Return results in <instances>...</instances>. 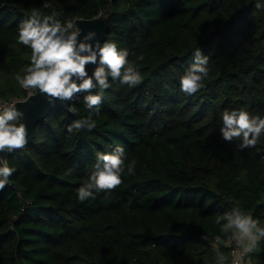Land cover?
Instances as JSON below:
<instances>
[{"label": "trees", "instance_id": "1", "mask_svg": "<svg viewBox=\"0 0 264 264\" xmlns=\"http://www.w3.org/2000/svg\"><path fill=\"white\" fill-rule=\"evenodd\" d=\"M255 2L0 0V98L27 93L15 77L31 49L17 37L33 9L55 11L61 22L103 15L107 40L127 49L143 76L133 88L109 78L98 114L84 105L88 92L71 104L75 113L55 108L29 147L10 156L16 172L0 191V264H216L217 251L232 262L231 249L214 241L222 237L217 214L239 205L264 226V135L241 150L220 132L225 109L264 117V9ZM196 48L210 71L203 89L185 95L179 79ZM89 115L95 128L67 132ZM117 145L126 163L135 159V173L79 202L96 153ZM246 260L264 264V241Z\"/></svg>", "mask_w": 264, "mask_h": 264}, {"label": "clouds", "instance_id": "2", "mask_svg": "<svg viewBox=\"0 0 264 264\" xmlns=\"http://www.w3.org/2000/svg\"><path fill=\"white\" fill-rule=\"evenodd\" d=\"M255 8L264 9V3L256 0ZM45 9L52 5L45 2ZM58 13L49 15L33 9L29 18L18 25L17 42L31 49L30 63L23 68V75L17 74L15 79L20 87L33 89L45 95L49 104L54 100L71 101L75 94L88 92L84 96V105L91 112L99 113L103 93L111 87L112 81H119L129 88L138 86L143 76L134 61L129 59V51L120 49L114 41L96 40L94 31H89L78 42L82 29L75 20L61 22ZM143 60L144 56L137 57ZM209 57L196 48L193 62L179 79L180 91L185 95H194L205 87L204 80L209 75ZM96 65L89 75L87 66ZM95 81V83H94ZM93 88L96 94H91ZM32 93H29L31 96ZM68 111L76 109L69 105ZM24 113L16 107V103L0 105V153H11L23 149L28 143L27 125L23 120ZM222 127L220 132L225 141L239 140L238 148L255 147L264 135V117L253 115L245 110L225 109L221 114ZM96 122L91 115L74 120L67 126V132L82 129L92 130ZM127 156L123 146L117 145L110 153H96L94 170L87 180L76 190L77 199L83 203L95 199L96 193L110 192L123 183L125 174L135 173V159L126 163ZM74 169L69 168L68 174ZM16 172L6 159L0 158V191L9 183L10 177ZM215 224L219 226L221 236L214 237L232 252V264H239L244 257L255 252L264 241V226L259 219L245 211L239 205L233 206L223 214H217ZM211 235V233H209ZM201 239L207 241L208 236ZM216 264H229V258L217 251Z\"/></svg>", "mask_w": 264, "mask_h": 264}, {"label": "water", "instance_id": "3", "mask_svg": "<svg viewBox=\"0 0 264 264\" xmlns=\"http://www.w3.org/2000/svg\"><path fill=\"white\" fill-rule=\"evenodd\" d=\"M76 23L78 27L82 29V34L78 38V42L83 41L84 35H86L89 31H94L96 33V36L92 37L90 41L83 42H90L95 44L96 40H99L101 43L107 40L110 24L106 17H104L103 15H98L93 18H76ZM95 67L96 65L87 66L89 75H92V71ZM82 93L84 92L75 94L71 101H60L57 99L54 100L53 104H49L45 95L39 94L38 92L33 93L31 96H28L24 100L18 101L16 103V107L24 113L23 120L27 125L28 143L25 148L29 147V145L33 141L36 133V128L40 121L46 119L51 111L57 107H62L66 111H68L69 105H71L73 101L78 97V95ZM15 151L11 153H0V157L8 161L10 156Z\"/></svg>", "mask_w": 264, "mask_h": 264}, {"label": "built area", "instance_id": "4", "mask_svg": "<svg viewBox=\"0 0 264 264\" xmlns=\"http://www.w3.org/2000/svg\"><path fill=\"white\" fill-rule=\"evenodd\" d=\"M69 19H72V18H67V20H69ZM72 20H75L76 21V19H72ZM27 91V93H26V95H24V96H20V97H13V98H0V105H4V104H6V103H13V102H15V103H17L18 101H21V100H24V99H26L28 96H29V93H35L36 91L35 90H33V89H28V90H26ZM221 238H223V237H221ZM217 244H219V243H221L220 241H217V240H214ZM222 244V243H221ZM231 256H232V252H231ZM248 258V256H246V257H244L243 258V260L242 261H240L239 262V264H247L246 263V259ZM229 264H232V262L231 263H229Z\"/></svg>", "mask_w": 264, "mask_h": 264}, {"label": "crops", "instance_id": "5", "mask_svg": "<svg viewBox=\"0 0 264 264\" xmlns=\"http://www.w3.org/2000/svg\"><path fill=\"white\" fill-rule=\"evenodd\" d=\"M246 263L248 264L249 262L246 261Z\"/></svg>", "mask_w": 264, "mask_h": 264}]
</instances>
